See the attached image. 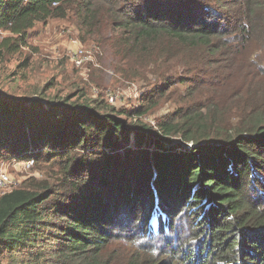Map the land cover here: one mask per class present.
<instances>
[{"label":"trees","instance_id":"trees-1","mask_svg":"<svg viewBox=\"0 0 264 264\" xmlns=\"http://www.w3.org/2000/svg\"><path fill=\"white\" fill-rule=\"evenodd\" d=\"M54 18L141 95L0 91V159L51 180L0 196V264H264V0H0V57ZM178 86L153 130L140 117ZM175 135L191 149H165Z\"/></svg>","mask_w":264,"mask_h":264},{"label":"rangeland","instance_id":"rangeland-1","mask_svg":"<svg viewBox=\"0 0 264 264\" xmlns=\"http://www.w3.org/2000/svg\"><path fill=\"white\" fill-rule=\"evenodd\" d=\"M7 35H9L8 32L1 30L0 42ZM80 36L78 28L65 19L54 18L36 23L28 33L25 46H21L12 56L0 57V91L12 96H20V98L33 96L35 99V91L51 78H55V85L46 91L48 98H52L55 94L66 95L78 86V89L83 90L89 99H102L116 108L136 106L141 95V88L135 83H128L117 78L112 68L114 61L110 48L102 47L88 39L84 41ZM72 40H76L84 51L85 59L80 66L72 63L67 52V46ZM26 60L28 65L23 67ZM261 66L264 67V64ZM236 67L241 70V65ZM239 71L233 68L232 75L235 76ZM171 90L166 99H161L145 116L140 117L146 125L157 132V123L160 119L177 111L180 106L178 102L184 95L182 87L178 86ZM110 95L114 96V100H109ZM129 121L135 122V119L132 118ZM163 144L167 150L172 147L177 148V152L191 149L190 143H184L176 135L171 137L170 142H163ZM187 145L189 146L183 147ZM152 148L151 146L150 149ZM78 153L80 154V151ZM17 161L15 158L0 159V167L10 175L13 189L22 186L30 178L51 181L45 172L47 167L44 165L34 164V167L28 168L22 163L23 161ZM117 247L114 244L107 253L117 254V251L121 250L120 248L117 250Z\"/></svg>","mask_w":264,"mask_h":264},{"label":"built area","instance_id":"built-area-1","mask_svg":"<svg viewBox=\"0 0 264 264\" xmlns=\"http://www.w3.org/2000/svg\"><path fill=\"white\" fill-rule=\"evenodd\" d=\"M67 52L70 56L72 63L76 66H80L83 62V59H85L84 51L77 44L76 40H72L71 43L67 46ZM109 100H114V96L110 95ZM11 162L14 163L15 160H11ZM22 163L28 168H30L31 166H33L34 161L26 160L23 161ZM12 186H13V182L10 175L7 173V171L4 168L0 167V196L11 192L13 190Z\"/></svg>","mask_w":264,"mask_h":264}]
</instances>
